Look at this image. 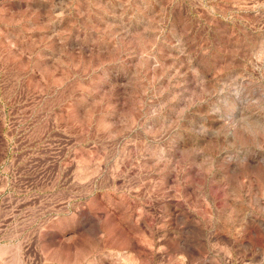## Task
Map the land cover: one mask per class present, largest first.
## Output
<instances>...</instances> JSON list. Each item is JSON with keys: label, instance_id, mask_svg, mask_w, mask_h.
Returning <instances> with one entry per match:
<instances>
[{"label": "rangeland", "instance_id": "374dc122", "mask_svg": "<svg viewBox=\"0 0 264 264\" xmlns=\"http://www.w3.org/2000/svg\"><path fill=\"white\" fill-rule=\"evenodd\" d=\"M0 264H264V0H0Z\"/></svg>", "mask_w": 264, "mask_h": 264}]
</instances>
